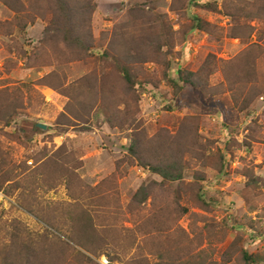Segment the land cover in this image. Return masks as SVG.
Returning <instances> with one entry per match:
<instances>
[{"label": "rangeland", "instance_id": "rangeland-1", "mask_svg": "<svg viewBox=\"0 0 264 264\" xmlns=\"http://www.w3.org/2000/svg\"><path fill=\"white\" fill-rule=\"evenodd\" d=\"M0 264H264V0H0Z\"/></svg>", "mask_w": 264, "mask_h": 264}, {"label": "trees", "instance_id": "trees-1", "mask_svg": "<svg viewBox=\"0 0 264 264\" xmlns=\"http://www.w3.org/2000/svg\"><path fill=\"white\" fill-rule=\"evenodd\" d=\"M195 22L196 23H195L194 28L200 29L201 25L199 24L197 18L195 19ZM64 39H65L66 42H69V43H71L73 45H76V46H81L82 45L81 40L79 39V37H76V38L70 37L69 33H67V32L65 33ZM122 74L124 76L125 81L129 84L130 83V77H129L128 73L124 71ZM156 171H158V169H156Z\"/></svg>", "mask_w": 264, "mask_h": 264}, {"label": "water", "instance_id": "water-1", "mask_svg": "<svg viewBox=\"0 0 264 264\" xmlns=\"http://www.w3.org/2000/svg\"><path fill=\"white\" fill-rule=\"evenodd\" d=\"M38 127L41 129H45V126H43V125H38Z\"/></svg>", "mask_w": 264, "mask_h": 264}]
</instances>
